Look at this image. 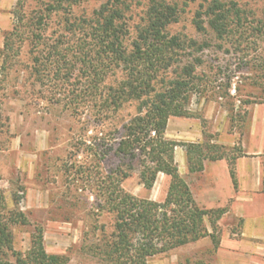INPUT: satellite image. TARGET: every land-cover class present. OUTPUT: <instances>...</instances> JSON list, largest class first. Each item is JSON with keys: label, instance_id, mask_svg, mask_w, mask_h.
<instances>
[{"label": "trees", "instance_id": "1", "mask_svg": "<svg viewBox=\"0 0 264 264\" xmlns=\"http://www.w3.org/2000/svg\"><path fill=\"white\" fill-rule=\"evenodd\" d=\"M89 1L37 0V9L29 13L26 0H18L12 29L4 36L0 66L1 86L12 72H18L14 66L26 43L31 57L28 79L41 84L71 82L77 71L82 88L79 92L75 87L66 91L70 108L75 113L91 111L101 126L106 119L118 118L130 103H137L133 116L114 125V143L106 133L98 139H84L87 151H94L96 158L102 160L114 150L116 159L114 167L97 179V218L92 227L94 235L85 247L87 252L98 264H149L157 255L207 236L218 246L220 239L209 232L207 221L218 230L226 209H206L197 203L176 161L179 143L165 134L170 117L191 114L190 98L200 91L197 69L202 59L195 56L180 65L181 58L189 50L204 47L201 44L196 49L198 43L193 39L168 31L179 20L174 0H150L134 37L127 18L128 0H105L92 11L76 13ZM204 14L207 21L201 13L194 19V27L203 35L211 32L218 40L233 38L237 33L242 37L264 36V17L249 23L246 12L224 7L216 0ZM52 23L58 30L50 29ZM168 72L172 76L166 80ZM159 83L162 86L158 88ZM3 120L7 117L0 112V122ZM206 146H188L190 172L202 171L207 159L226 158L223 153H212L221 147ZM235 160L229 159V164L236 183ZM134 173L147 189L153 188L160 173L168 175L165 199L138 198L126 191L122 183ZM18 222L27 223L22 213L11 211L5 216L0 212V264H68L69 256L46 251L43 230L38 226L27 251L15 250L10 228Z\"/></svg>", "mask_w": 264, "mask_h": 264}, {"label": "rangeland", "instance_id": "2", "mask_svg": "<svg viewBox=\"0 0 264 264\" xmlns=\"http://www.w3.org/2000/svg\"><path fill=\"white\" fill-rule=\"evenodd\" d=\"M17 1L0 0V44L3 42L4 45L5 33L12 29ZM104 1L90 0L78 7L76 13L83 9L92 11ZM174 1L179 20L170 25L168 31L193 39L198 43L194 46L196 49L201 44L204 47L186 52L180 65L195 56L200 57L203 64L197 69L200 91L192 94L188 104L191 114L170 117L165 134L179 143L175 150L176 161L181 175L198 198L197 203L211 209L200 196V191H204L201 185L208 180L206 165L224 160L231 173L229 159L236 158V174L237 159L252 156L255 141L261 140L260 135L255 134V128L264 130V36L242 37L237 33L233 38L218 40L211 32L203 35L194 27V19L201 13L207 21L205 10L215 0ZM216 1L224 7L246 12L249 23L264 17V0ZM149 2L128 0L127 18L133 37ZM35 9L37 0H26L27 12ZM50 29L58 30V26L52 23ZM3 45L0 46V66ZM22 52L14 66L18 72H12L8 82L0 86V112L7 117L6 121L0 122V212L5 216L11 211L22 213L27 219L26 224L11 225L15 250L27 251L32 232L38 226L43 230L48 253L69 256L68 264H98L85 248L94 235L92 227L96 224L94 194L97 179L114 167L116 159L112 155L114 150L102 160L96 158L94 151H87L84 139H98L106 133L114 143V127L136 113L137 103H130L118 118L106 119L101 126L91 116V111L75 113L70 108L66 91L75 87L79 92L82 88L77 71L71 82L41 84L28 79L31 57L26 43ZM166 74V80L172 76L170 72ZM161 86L162 83L157 85L158 88ZM190 144L217 145L221 148L212 153H223L226 158L207 159L202 171L190 172L187 153ZM233 183L237 190L234 180ZM169 184L170 177L160 173L153 188L147 189L134 173L123 181L122 186L138 198L163 201ZM235 204L233 196L225 206L219 207L225 208L226 213L218 221V230L207 221L209 232L220 239L218 246L211 236H207L157 255L149 264H264V238L245 235L243 214H253V211L247 210L245 205L239 215ZM250 229L258 231L253 225Z\"/></svg>", "mask_w": 264, "mask_h": 264}, {"label": "crops", "instance_id": "3", "mask_svg": "<svg viewBox=\"0 0 264 264\" xmlns=\"http://www.w3.org/2000/svg\"><path fill=\"white\" fill-rule=\"evenodd\" d=\"M1 44L3 45V42ZM256 122L257 119L255 125ZM255 134L260 135L261 140L255 141L253 155L241 156L236 162L238 189L236 190L233 183L228 163L218 160L206 165L208 180L206 184L202 183L204 191H200V196L205 198V205L211 209L225 206L229 198L235 196L237 214L241 215L245 205L247 210L253 211V214H243L245 235L264 238V130L258 131L255 128ZM239 204H242V207ZM251 225L258 231L253 232Z\"/></svg>", "mask_w": 264, "mask_h": 264}]
</instances>
